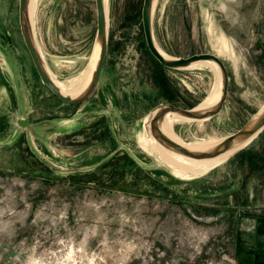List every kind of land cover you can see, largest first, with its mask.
<instances>
[{
  "label": "rangeland",
  "instance_id": "1",
  "mask_svg": "<svg viewBox=\"0 0 264 264\" xmlns=\"http://www.w3.org/2000/svg\"><path fill=\"white\" fill-rule=\"evenodd\" d=\"M143 2L107 0L108 55L79 115L64 125L26 113L32 123L51 121L9 129L19 110L1 96L6 74L14 72L11 86L23 74L28 87L40 79L19 0H0V264H240L241 245L264 244V132L197 177H177L152 151L150 111L173 101L200 107L217 76L205 65L162 67L146 45ZM153 11L167 55L216 54L230 76L223 112L174 122L175 134L194 144L236 133L264 105V0H157ZM33 20L53 77L75 91L95 58L96 1L35 0Z\"/></svg>",
  "mask_w": 264,
  "mask_h": 264
},
{
  "label": "water",
  "instance_id": "2",
  "mask_svg": "<svg viewBox=\"0 0 264 264\" xmlns=\"http://www.w3.org/2000/svg\"><path fill=\"white\" fill-rule=\"evenodd\" d=\"M95 1H96V10H97V33H96L95 43L93 46V51L95 46L98 45L100 49V54L96 65V69L93 73L92 80L87 90L82 95L76 98L63 95L60 88L49 74V71L46 68L47 63L38 49L39 45L35 37L33 22L31 26V20L29 17V0L19 1L20 30L24 40V44L29 52V55L36 69V72L43 85L46 86L61 102L66 104L79 105L87 101L96 92L101 81L102 73L104 70V66L106 63L108 50H109V28H108L107 9H106L105 0H95ZM153 1L154 0H144L143 8H142L143 31H144L146 45L151 55L160 63L162 67L168 70H175V71L190 69L189 67L193 63H197V62H202V61L214 62L215 64H217V66L221 71L223 89L218 104L212 109L206 111L197 110V106L192 109H185L176 106L174 104H160L155 108H153L148 114L147 118L144 119L145 120L144 127L146 126L147 122H149L151 125V131L153 132V135L160 143H162L166 148L172 150L177 154H181L185 157H189L193 159H204V158L215 157L219 153L227 151L232 145L233 141L236 140L237 138H250L254 136V138L251 140L252 142L260 133L264 131V112L260 114L264 110V106L256 114H254L252 118L248 121V123L245 126H243L240 130L227 137H224V140L221 142V144H219L217 149L211 153H193L187 150L179 143L168 138L161 132L158 126V122L162 118H164L168 113L179 114L180 116L193 122H199V121L205 122L218 117L223 111L225 104L227 103L228 100L230 76L227 66L225 65V62L219 57V55L216 54H212V53L195 54L188 58H176L172 56L170 58L165 57L159 50V47L157 46V42L155 40V34H154L155 10L153 11ZM156 110H158V112L155 116H153V112ZM258 115L259 117L255 120V118ZM18 124L22 127H29L26 120H19ZM36 129L38 130H36L35 133L38 135H40V133L43 132L42 126L39 127L37 126ZM249 144L236 151L229 159H231L233 156H235L240 151L245 149ZM51 165L55 167L54 164L51 163Z\"/></svg>",
  "mask_w": 264,
  "mask_h": 264
},
{
  "label": "bare ground",
  "instance_id": "3",
  "mask_svg": "<svg viewBox=\"0 0 264 264\" xmlns=\"http://www.w3.org/2000/svg\"><path fill=\"white\" fill-rule=\"evenodd\" d=\"M34 2H35V0H29V17L31 20V26H32V20H33V4H34ZM156 3H157V0H154L153 1V9H154ZM105 4H106V9H107V0H105ZM107 19H108V14H107ZM33 23H34V20H33ZM33 27H35V26H33ZM33 36H34V34H33ZM157 46H158V44H157ZM38 49H39L42 57L44 58L39 47H38ZM159 50L161 51V53L165 57H167V58L171 57V56L167 55L160 47H159ZM99 54H100V49L97 45L94 48L93 57H95V58L91 64V66L89 67L88 71L86 72L85 76L83 78L77 80V83L75 84V86H76L75 91H68V90L64 89L61 86V84L53 77V74H52L51 70H49L48 65H46V68L49 71V74L51 75L53 80L56 82V84L60 88L63 95L76 98V97L82 95L87 90V88H88V86L92 80L93 73L96 69V65H97V62L99 59ZM201 65H205L206 67L211 68L217 76V88H216V90L214 91V93H212L210 96L207 97V99L203 102V104H201L200 107L197 108V110L206 111V110H209V109H212L213 107H215L221 98L222 89H223L222 74H221V71H220L219 67L217 66V64H215L214 62H211V61H206V62L202 61V62L193 63L189 68H193V67L201 66ZM157 112H158V110L154 111L153 116H155L157 114ZM263 112H264V110L260 114H262ZM259 115L255 118V120L259 117ZM179 121H190V120L180 116L179 114L168 113L164 118H162L158 122V126H159L161 132L165 136H167L168 138L172 139L173 141L179 143L180 145H182L187 150H189L193 153H211V152H214L217 149V147L219 146V144H221V142L224 140V138H221L220 140H217L215 142H201V143H194V144H188V143L186 144L173 131L174 122H179ZM147 124H148L147 137L150 139V143L154 147V148L152 147L153 148L152 151L155 154L162 156L163 162L168 165V167L175 173V175L177 177H187V176L197 177V176H200V175H203V174L209 172L213 168H215V167L219 166L220 164L224 163L225 161H227L236 151H238L239 149H241L244 146H246L247 144H249L251 142V140L254 138V136H252L250 138H237L236 140L233 141L232 145L230 146V148L227 151L219 153L215 157L204 158V159H193V158L185 157L181 154H177V153L173 152L172 150L166 148L153 135V132L151 131L150 123L147 122ZM142 143H143V141H142ZM146 143L148 144V141ZM148 146H149V144H148Z\"/></svg>",
  "mask_w": 264,
  "mask_h": 264
},
{
  "label": "crops",
  "instance_id": "4",
  "mask_svg": "<svg viewBox=\"0 0 264 264\" xmlns=\"http://www.w3.org/2000/svg\"><path fill=\"white\" fill-rule=\"evenodd\" d=\"M228 48L229 47L227 46V48H225L226 50L222 48L220 50L227 51ZM5 65H6V61L0 58V66L2 67V69L5 67ZM170 71H175V70H170ZM6 75L7 76H5V79L7 82L6 83L7 87H2L1 96L5 97V99L9 101L10 103H12V100L13 102H17V106L19 110V115H17L13 121L9 120L6 123L7 128L9 129L16 128L18 126L17 123L19 120L26 119V120H29L30 122V118L28 114L26 113L33 112V113H36V115L38 113L39 115L40 113H44L43 115L49 116L53 118L55 121L60 120L61 122L64 123V125L66 124V122L70 121L71 118H75V114L76 116L79 115V112L81 111L79 106L70 105V104L61 102L48 88H47L48 89L47 93L43 91L42 90L43 83L41 82V80H37L36 82L33 81V87H28L29 83L28 84L26 83V79L30 78V74H29V77H26V75L23 74V77L21 80L22 82L17 80V82L14 83V86H11L9 85L10 83L9 79L13 77L14 81L16 80L14 76V72L10 74L11 77H9V74H6ZM0 81L2 84V77L0 78ZM36 84H37V87L35 86ZM230 93H231V85L229 87V95H228L227 102L229 101ZM43 101H45V103ZM45 104L48 105L47 106L48 108L45 106ZM226 104H225V107H226ZM263 106L264 105H262L254 114H256ZM44 121H51V119L41 120L37 123H41ZM248 121L245 123V125L248 123ZM37 123L30 122V124H37ZM58 153L61 154L62 156L69 155V152L67 150L59 151ZM40 155L42 156V154ZM238 254L241 259L240 264H264V244H243L239 247Z\"/></svg>",
  "mask_w": 264,
  "mask_h": 264
},
{
  "label": "trees",
  "instance_id": "5",
  "mask_svg": "<svg viewBox=\"0 0 264 264\" xmlns=\"http://www.w3.org/2000/svg\"><path fill=\"white\" fill-rule=\"evenodd\" d=\"M158 63H159V62H158ZM159 64H160V63H159ZM172 100H173V99H172ZM172 103L175 105L174 101H173ZM176 106H178V105H176ZM179 107H180V106H179ZM263 132H264V131H263ZM263 132H262V133H263ZM262 133H260V134H262ZM246 149H247V148L243 149L242 151H240V152H239L238 154H236L235 156H237V155H239L240 153L244 152ZM235 156H234V157H235Z\"/></svg>",
  "mask_w": 264,
  "mask_h": 264
}]
</instances>
